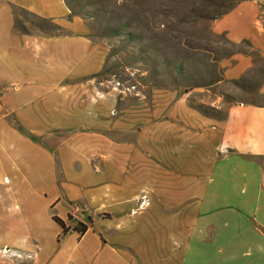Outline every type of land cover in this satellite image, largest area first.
<instances>
[{
  "label": "crops",
  "instance_id": "0c3cea01",
  "mask_svg": "<svg viewBox=\"0 0 264 264\" xmlns=\"http://www.w3.org/2000/svg\"><path fill=\"white\" fill-rule=\"evenodd\" d=\"M16 11L54 24L57 34L18 32ZM212 32L253 53L220 60L225 81H239L259 62L264 76L258 3L239 4L212 22ZM105 64L106 50L65 0H0V170L14 154L34 179L50 182V207L65 205L63 223L79 202L110 215L91 221L82 237L72 232L76 245L91 238L93 255L108 251L124 264H264V172L248 160L264 157V106H232L216 125L187 108L149 105L108 123L98 90ZM226 150L237 154L219 159ZM144 196L148 205L139 209Z\"/></svg>",
  "mask_w": 264,
  "mask_h": 264
},
{
  "label": "rangeland",
  "instance_id": "374dc122",
  "mask_svg": "<svg viewBox=\"0 0 264 264\" xmlns=\"http://www.w3.org/2000/svg\"><path fill=\"white\" fill-rule=\"evenodd\" d=\"M65 1L72 15L88 22L93 42L106 50L98 90L107 98L108 123L119 120L121 111L131 107L142 110L149 105L155 110L187 108L216 125L224 122L232 106H264V95H259L264 78L261 62H255L254 70L239 81H225L220 60L236 53L248 56L253 53L244 44L229 45L224 36L212 32V22L203 20L216 4L234 9L248 0ZM250 1L258 3L264 16V0ZM53 25L16 11L18 32L54 35L57 27ZM124 25L127 28L121 35L113 37V31ZM45 78L49 82L56 79ZM13 87H10V95H15ZM25 136L34 142L37 140L29 133ZM108 138L113 140L114 134L108 133ZM236 154L234 150H226L220 153L219 159ZM11 159L9 166L0 170V264H124L115 257L109 259L112 255L108 251L93 255L90 237L78 245L76 233L72 231L65 239L61 238L60 229L51 221V216L62 217L65 205L51 208L50 202L55 197L51 183L34 179L25 170L22 159L14 154ZM248 160L254 165L253 169L264 172V157ZM45 162L44 168L49 167ZM208 169L204 167V191ZM147 205L144 196L138 208ZM69 211L64 220L69 229L77 227L76 223L86 225L87 217L91 221L111 218L86 211L80 202L71 205ZM68 217L72 220L68 221ZM100 225L96 230H101ZM153 248L151 245V256L155 252ZM179 248L171 246V257L178 256ZM125 261L129 262V258L125 257Z\"/></svg>",
  "mask_w": 264,
  "mask_h": 264
},
{
  "label": "trees",
  "instance_id": "16d2710c",
  "mask_svg": "<svg viewBox=\"0 0 264 264\" xmlns=\"http://www.w3.org/2000/svg\"><path fill=\"white\" fill-rule=\"evenodd\" d=\"M248 1H250V0H248ZM232 9H233V7H231V6H226L224 4H220V5L216 4V5H214L213 12L209 13L208 15H205L203 17V20L209 21V22H214V21L218 20L219 18H221L222 16L228 14ZM40 21L43 23L53 25L52 23L45 21V20H40ZM14 26H15V24H14ZM125 28H127V25H124L120 29L113 31L112 36L113 37H119ZM57 31H58V28H57L56 32ZM211 67L214 68V65H212ZM179 71H182V67H179ZM51 220L60 228L61 238L65 237L66 234L69 233V231H72V232L76 233L79 237H82V236H84V234L88 230L87 224L88 225L91 224V219L89 217H87L86 218V225L83 223H76L77 227L75 226V227H72L71 229H69V227H66L65 224L61 220H59L57 217L51 216ZM71 220L72 219L70 217H68V221H71Z\"/></svg>",
  "mask_w": 264,
  "mask_h": 264
}]
</instances>
